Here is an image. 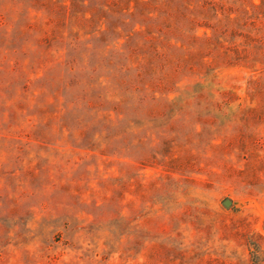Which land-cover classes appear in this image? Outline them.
I'll use <instances>...</instances> for the list:
<instances>
[{"label":"rangeland","instance_id":"374dc122","mask_svg":"<svg viewBox=\"0 0 264 264\" xmlns=\"http://www.w3.org/2000/svg\"><path fill=\"white\" fill-rule=\"evenodd\" d=\"M129 1L0 0V264H264V0Z\"/></svg>","mask_w":264,"mask_h":264},{"label":"trees","instance_id":"16d2710c","mask_svg":"<svg viewBox=\"0 0 264 264\" xmlns=\"http://www.w3.org/2000/svg\"><path fill=\"white\" fill-rule=\"evenodd\" d=\"M151 0H147L146 2L145 1H129L128 3H126V5L124 6V11H126L125 13H127V15L129 16H131V18H133V19H141L142 21H143V19H142V15H141V13L139 12V10H138V7H140V6H144V5H148L149 3H152V2H150ZM134 2V3H133ZM262 4L263 3H261V5H254L255 7H262ZM153 10H154V12H155V8H153ZM124 13V14H125ZM150 14V13H149ZM101 21V20H100ZM141 21V22H142ZM237 21H240V19L239 18H230V22H237ZM102 22V21H101ZM100 22V23H101ZM143 24V23H142ZM111 29V28H110ZM144 29H145V25H142V27H140L139 29H135V32H137V33H139V32H141V31H144ZM83 30H85V31H90V29H83ZM125 37V36H124ZM126 38H128V40L130 39V36H128V37H126Z\"/></svg>","mask_w":264,"mask_h":264},{"label":"water","instance_id":"95a60500","mask_svg":"<svg viewBox=\"0 0 264 264\" xmlns=\"http://www.w3.org/2000/svg\"><path fill=\"white\" fill-rule=\"evenodd\" d=\"M230 204H231L230 201H227V202H226V206H229Z\"/></svg>","mask_w":264,"mask_h":264}]
</instances>
